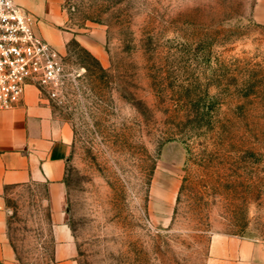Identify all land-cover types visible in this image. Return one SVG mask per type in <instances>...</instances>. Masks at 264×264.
<instances>
[{"label": "rangeland", "instance_id": "374dc122", "mask_svg": "<svg viewBox=\"0 0 264 264\" xmlns=\"http://www.w3.org/2000/svg\"><path fill=\"white\" fill-rule=\"evenodd\" d=\"M44 29L78 264H205L213 235L264 242V0H60ZM5 198L15 264H53L43 186Z\"/></svg>", "mask_w": 264, "mask_h": 264}, {"label": "crops", "instance_id": "0c3cea01", "mask_svg": "<svg viewBox=\"0 0 264 264\" xmlns=\"http://www.w3.org/2000/svg\"><path fill=\"white\" fill-rule=\"evenodd\" d=\"M38 20L37 34L50 38L44 26L56 19L60 0H15ZM47 41V40H46ZM72 131L57 120L49 99L27 85L21 101L0 112V264H15L6 236L5 191L42 185L49 206L53 264H78L77 247L64 218L65 176ZM205 264H264V242L234 235H213Z\"/></svg>", "mask_w": 264, "mask_h": 264}, {"label": "built area", "instance_id": "2783aa9c", "mask_svg": "<svg viewBox=\"0 0 264 264\" xmlns=\"http://www.w3.org/2000/svg\"><path fill=\"white\" fill-rule=\"evenodd\" d=\"M35 24V17L15 0H0V112L15 107L27 85L58 97L62 58L37 34Z\"/></svg>", "mask_w": 264, "mask_h": 264}]
</instances>
